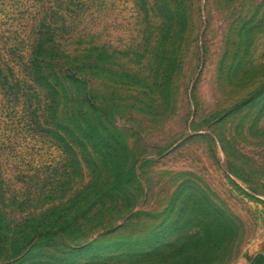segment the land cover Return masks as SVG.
<instances>
[{
  "label": "rangeland",
  "instance_id": "1",
  "mask_svg": "<svg viewBox=\"0 0 264 264\" xmlns=\"http://www.w3.org/2000/svg\"><path fill=\"white\" fill-rule=\"evenodd\" d=\"M42 22L60 53L87 56L86 90L108 111L131 173L85 226L39 234L17 257L9 246L4 264H240L264 233V0H0L11 84L36 88L21 63ZM23 107L0 91L2 170L30 197L28 216L44 208L34 192L63 157ZM60 166L52 178L65 176Z\"/></svg>",
  "mask_w": 264,
  "mask_h": 264
},
{
  "label": "trees",
  "instance_id": "2",
  "mask_svg": "<svg viewBox=\"0 0 264 264\" xmlns=\"http://www.w3.org/2000/svg\"><path fill=\"white\" fill-rule=\"evenodd\" d=\"M40 27L30 45L31 57L28 62L21 63L24 70L28 69L27 78L36 88L31 90V86L27 87L21 82L11 84L1 69L0 91L7 102L22 100L23 118H29L32 130L37 128L54 141L63 162L47 166L46 170L49 169L50 173L48 179L46 176L43 179L47 183L43 190L34 192L36 195L42 194L40 200L44 202V208L31 209L25 216L22 207L28 205L30 197L24 195L23 191L11 189L0 160V264L9 259V246L15 249L10 256L17 257L39 234L56 227L58 232H66L70 227L79 229L85 226L89 219H94L89 218L92 207H104L105 201L110 203L122 196L119 188L128 182L126 178L131 173L126 163L128 150L119 142L117 128L104 123L108 111L100 102L93 100L86 90L80 63L87 56L78 57L79 63L73 56L60 53L54 39L57 31L43 22ZM59 164L66 170L61 180L50 176L53 172L55 175L57 169H51L58 168ZM57 188L64 189L66 199L53 203L54 198H50V193ZM205 203L203 210H213L211 202L205 200ZM12 209L19 212L17 222L10 226L12 222L6 210L13 212ZM13 236L20 237L18 243H11Z\"/></svg>",
  "mask_w": 264,
  "mask_h": 264
},
{
  "label": "crops",
  "instance_id": "3",
  "mask_svg": "<svg viewBox=\"0 0 264 264\" xmlns=\"http://www.w3.org/2000/svg\"><path fill=\"white\" fill-rule=\"evenodd\" d=\"M240 264H264V233L247 247Z\"/></svg>",
  "mask_w": 264,
  "mask_h": 264
}]
</instances>
